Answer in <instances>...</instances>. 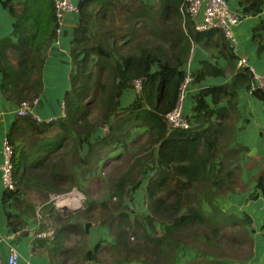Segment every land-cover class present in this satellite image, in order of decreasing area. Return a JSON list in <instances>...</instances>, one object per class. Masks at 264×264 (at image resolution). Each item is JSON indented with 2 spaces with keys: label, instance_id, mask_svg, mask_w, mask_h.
<instances>
[{
  "label": "trees",
  "instance_id": "trees-1",
  "mask_svg": "<svg viewBox=\"0 0 264 264\" xmlns=\"http://www.w3.org/2000/svg\"><path fill=\"white\" fill-rule=\"evenodd\" d=\"M156 1L169 3L180 14L186 33L176 41L166 36L158 39L149 28V36L140 37L137 22H127L124 33L117 31L114 15L107 12L113 10L110 1L103 2L105 7L98 6L102 0L79 1L74 13L78 14V24L70 40V89L63 97L65 116L37 123L30 116L16 114L7 135L15 150V189L4 188L0 200L9 230L27 234L23 216H33L34 209L23 205L19 192L41 191L54 231L48 253L60 247L63 250V243L73 236L77 243L74 249L62 251L71 254L73 264L110 262L105 254H110L115 264H232L254 253V218L246 212L240 216L227 212L217 202L248 189L240 164L248 149L229 147L233 133L229 128L232 122L227 120L236 108V88L249 87L251 76L237 67L231 84L201 89L195 97L192 126L167 131L164 115L176 105L178 88L186 75L180 67L189 53L188 38L226 47L228 43L217 29L196 31L190 18L179 11L183 0ZM237 2L247 15H257L264 4V0ZM1 3L14 23L11 34L0 39V89L17 105L40 100L44 52L55 39L57 25L53 1ZM97 15L102 20L98 24ZM104 25L106 33L101 31ZM141 27L146 29L147 24ZM252 40L258 52H264V19L253 28ZM230 55L234 58L231 50ZM155 63L158 65L153 69ZM137 79L141 82L139 92L134 85ZM124 91L134 93V100L125 107L120 101ZM252 93L264 104V91ZM207 95L213 102L226 98L228 107L211 110L204 100ZM184 112L187 114L185 108ZM213 114L217 118L211 121ZM105 126V135L93 137ZM141 127L145 128V142L136 147L141 154L120 176L109 179L107 197L85 204L86 210L79 215L87 221L71 224L72 215L58 212L48 200L49 193L64 194L76 187L77 179L97 171L118 147L125 150L137 143L136 138L131 145L127 140ZM254 178V191L264 194V167ZM141 189L146 213L139 217L131 215L126 201ZM96 220L112 228L113 238L89 248L86 238ZM260 232L264 236V216ZM45 243L46 239L36 238L38 246Z\"/></svg>",
  "mask_w": 264,
  "mask_h": 264
},
{
  "label": "crops",
  "instance_id": "crops-1",
  "mask_svg": "<svg viewBox=\"0 0 264 264\" xmlns=\"http://www.w3.org/2000/svg\"><path fill=\"white\" fill-rule=\"evenodd\" d=\"M0 0V39L9 36L12 32V27L14 23L13 17L9 14L7 9L2 5ZM12 2L22 1V0H11ZM110 1V4L115 3L114 0H104ZM102 0L99 7H103L105 4ZM115 10L107 11L108 14H113L115 16L113 25L117 27V31L124 33L127 27V22L133 25L137 22L139 27V36L148 37V28L151 30L152 34H155L158 39L166 38L171 39V41H176L179 35L186 33L185 24L183 23L181 16L174 9H171L169 3L165 1L156 0H136V1H126L120 0L118 4H115ZM230 5L232 8L242 11L240 5H238L237 0H230ZM95 5V8H98ZM105 7V6H104ZM100 15H97L99 18ZM264 19V4L261 11L257 15H250L244 18L239 24L234 26V34L236 36L237 43L232 49L228 44L219 46L212 42H194L190 37V48L188 56L185 62L180 67L185 74L192 77L191 89L189 90L186 98L184 108L186 113L190 115L193 114V108L196 104L195 97L198 95L199 91L204 88L219 87L221 85L231 84V81L236 74L237 65L236 61L239 57H245L248 64L254 68L257 72H264V52H258L257 43L252 40V30ZM102 20L99 18L97 24L101 23ZM78 24V14L68 15L65 24L63 26V33L60 36V41L58 44L51 42L49 47L45 50V63L43 68V90L39 95V104L34 111L43 118L53 115L59 111L60 104L63 102V97L66 91L70 89L69 76L72 71V63L70 56V40L72 38V32L76 25ZM147 24V28L141 27V25ZM103 33H106V25L103 26ZM141 27V28H140ZM184 31V32H182ZM99 33H101L99 31ZM161 41L160 45H162ZM219 43V42H218ZM230 50L234 54V58L230 55ZM157 63L153 65V69H156ZM206 70L208 72H206ZM0 82H1V72H0ZM236 105L235 110L231 112V118L228 119L229 128L232 129L233 137L230 140L229 147L235 149L237 146L245 147L248 151L245 153L243 159H240V164L244 167L242 173V180L246 187L245 192L239 194H231L228 198H223L217 200L233 201L232 204H226V207H221L227 212H233L240 215L242 212L248 213L251 217L256 219L257 224L262 222L264 216V194L261 193L259 189L254 191V185L256 183L255 176L259 172L261 167H264V104L260 99H257L253 93H250L247 86H239L236 88ZM134 100V93L131 91L123 92L120 101L123 107L127 106ZM205 102L211 107V110H217L218 108L226 109L227 99L223 101L213 102L211 95L204 97ZM18 105L14 99H10L1 89H0V161L2 159V143L7 137L10 128L16 118V109ZM215 114L210 115V120H216ZM192 118V117H191ZM217 122V121H215ZM104 128H99L95 131L93 137L99 135H105ZM145 128L141 127L137 132L131 135V138L127 140V143L133 141L139 135H145ZM18 143V142H16ZM156 146L154 147V150ZM124 153V149L118 147L109 158L121 155ZM3 188L0 185V199ZM144 191V190H142ZM141 192V190H140ZM143 193V192H142ZM141 193V194H142ZM256 196L255 199L250 196ZM242 196L241 198H238ZM70 202L74 201L67 199V202L63 207L60 205L55 206V209L63 213L66 211L70 213L71 224H80L78 219L73 216V209L69 207ZM68 203V205H67ZM239 205H238V204ZM70 209H66V208ZM65 208V209H62ZM78 209V208H77ZM30 215H24L23 218L26 222L27 231L26 235H21V232L13 233L9 230L4 215V209L2 202L0 200V235L5 237V242L0 241V264H9L7 261V244L12 242L16 245L19 252V262L18 264H62L66 261L67 264H73V258L71 254L66 251L62 253L64 248L72 250L77 243L71 242L76 239L69 238L63 243V250L58 249L57 251H50L48 253L47 247H50L51 240L54 238V233L52 230H42L44 232H51V236H45L42 239H46L45 246L41 247L36 244L37 233L29 228V221L31 220ZM84 224V221L81 223ZM90 231V229H89ZM71 236V235H70ZM254 239V253L250 255L241 263L234 264H264V236L260 232L252 233ZM78 237V236H77ZM101 240L111 241L112 238L104 235L100 236ZM98 241L91 232H88L86 242L89 248H92ZM62 246V244H61ZM258 247L261 248L263 254L258 253ZM57 262V263H56ZM115 264L113 260L110 262H100L94 263L88 261L81 264ZM139 264V263H135Z\"/></svg>",
  "mask_w": 264,
  "mask_h": 264
},
{
  "label": "built area",
  "instance_id": "built-area-1",
  "mask_svg": "<svg viewBox=\"0 0 264 264\" xmlns=\"http://www.w3.org/2000/svg\"><path fill=\"white\" fill-rule=\"evenodd\" d=\"M54 5V17L56 20L55 39L53 43L58 44L60 36L63 33V26L68 15L74 14L78 10V3L82 0H52ZM180 13L185 17L188 16L193 23L194 29L198 32H206L211 29L219 30L225 41L233 49L237 43L234 34V26L239 24L248 15L237 9L232 8L230 0H183L179 6ZM239 69L247 71L250 76V84L248 90L250 93L256 90L264 91V72H257L248 64L245 57H239L236 61ZM192 77L185 75L182 83L178 88V99L172 110L164 115V121L167 131L187 130L192 126V118L185 114L184 104L185 98L191 89ZM135 91L139 92L141 82L139 79L134 81ZM38 98L31 101L21 102L17 109L18 116H30L37 123L49 122L58 117L65 116L64 103L60 104L59 111L46 118L38 115L34 108L37 106ZM36 105V106H35ZM191 118V119H190ZM15 150L11 145L8 137L2 143V159L0 161V185L4 189H15V181L13 178V158ZM57 206V203H56ZM51 236V232L41 231L37 237ZM5 237L0 235V241L5 242ZM7 261L9 264H18L19 252L16 245L12 242L7 246Z\"/></svg>",
  "mask_w": 264,
  "mask_h": 264
},
{
  "label": "rangeland",
  "instance_id": "rangeland-1",
  "mask_svg": "<svg viewBox=\"0 0 264 264\" xmlns=\"http://www.w3.org/2000/svg\"><path fill=\"white\" fill-rule=\"evenodd\" d=\"M114 1H115V3H113V9L115 10V7H114V6H116L115 4H118L120 0H114ZM126 1H136V0H126ZM114 18H115V16H114ZM12 60H14V59H12ZM38 104H39V100L36 103V105H38ZM90 118L92 121L95 120L93 114L90 115ZM104 133H107V130L105 128H104ZM144 137H145V135H139V136L136 135L135 140H138L137 143L135 142V144L131 145L132 143H134V142H131L130 143L131 147H127L124 150V153L119 155V156H116L113 158H106L104 160L103 164H101V166H99L97 171L93 170L86 177H80L79 180L77 179L76 187H73L69 192H66L64 194L49 193V199H48L49 202H52L53 205L56 206V203H57V205H60L61 203H66L67 199L70 198V200L74 201V203L70 202L71 204L69 205V207H71L73 209V211H72L73 216L75 217V219H78L80 221L79 225H82L81 223L83 221L85 223L87 221V219L79 215V213L82 214V212L84 210H86L85 204L87 202H91V201L99 202V201H101L102 198L108 196L109 192H106V189H108L107 186L109 184V179L114 178V177L117 178L118 176H120V174L125 169H128L132 166V162L138 157V155L141 154V153L139 154V151H137V149L140 148L143 145V143L145 142ZM135 140H133V141H135ZM136 147H137V149H136ZM85 150H86V147L83 148L82 154L85 153ZM68 163H70V161ZM90 165H92V164H90ZM87 167H89V165H87ZM92 168H93V166H92ZM144 194L145 193H144V191H142V189H141V192H140V190H138V192H136V194L134 196H132L133 197L132 199H129L126 201V204L128 205L129 211H131L133 213L131 215H137L139 217L145 215L146 206H145V202H144ZM19 196L24 201V204H23L24 206L30 205L34 209V215L31 217V220L29 221V228L36 233L38 231L47 230V229H50L53 231V228L51 226L52 223L50 220L47 219V216L45 214V210H44V208H45L44 202L45 201H43L42 192L35 190V189L34 190H21L19 192ZM241 197L242 196H239L238 198H241ZM250 197L253 199L256 198V196H253V195H251ZM105 199H107V198H105ZM232 200L230 199L229 201H226V200L221 201L218 203V205L220 207H226V204H228V205L232 204V202H233ZM62 206L63 205H60L59 207H62ZM69 207L66 209H70ZM62 209H65V208H62ZM205 209H208L207 205H205ZM11 210H13V208ZM13 211H15V210H13ZM66 211H63V212H66ZM102 217H104V216H102ZM260 225H261V223L257 224L256 219H254L253 227L255 229L253 230V233H257V234L260 233ZM157 228H158V226H157ZM90 232L93 235V237H95L98 240H101L100 236L102 235V233H104V235H106L110 238H113L112 228L107 227L106 225L101 223L100 220H96V221L91 222V227H90L89 233ZM53 233H54V231H53ZM77 239H80V237H77ZM187 240L189 243H191L190 237H188ZM71 242L75 243L74 240ZM253 247H255V246H253ZM180 252L181 251H179V253ZM194 252L195 251L193 250V253ZM258 253L263 254L260 247H258ZM105 256L110 261V259H111L110 254H105ZM179 256H181V254H179ZM181 258L182 257H180V259ZM135 263H137V262H129L126 264H135ZM180 263H181V261L179 262V264ZM230 263L234 264V263H239V262L233 261ZM104 264H109V263H104Z\"/></svg>",
  "mask_w": 264,
  "mask_h": 264
},
{
  "label": "bare ground",
  "instance_id": "bare-ground-1",
  "mask_svg": "<svg viewBox=\"0 0 264 264\" xmlns=\"http://www.w3.org/2000/svg\"><path fill=\"white\" fill-rule=\"evenodd\" d=\"M68 198V197H67ZM62 201V200H61ZM67 202V201H66ZM60 205H65V203H61ZM67 205H68V203H67ZM70 205V204H69ZM66 206V205H65ZM63 207V206H62Z\"/></svg>",
  "mask_w": 264,
  "mask_h": 264
}]
</instances>
